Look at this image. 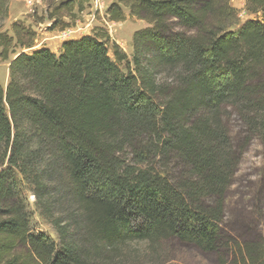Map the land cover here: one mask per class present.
<instances>
[{
    "label": "trees",
    "instance_id": "1",
    "mask_svg": "<svg viewBox=\"0 0 264 264\" xmlns=\"http://www.w3.org/2000/svg\"><path fill=\"white\" fill-rule=\"evenodd\" d=\"M51 1L47 17L60 31L90 2ZM230 1H112L109 21L128 10L146 22L131 60L100 29L63 41L58 53L42 47L10 59L0 83V264H139L128 245L156 253L172 237L218 252L238 163L224 108L264 146V0H246L262 19L242 24ZM12 31L0 32V60L34 45L30 27L14 22ZM22 182L57 244L32 230ZM225 246L218 264H264V237Z\"/></svg>",
    "mask_w": 264,
    "mask_h": 264
},
{
    "label": "rangeland",
    "instance_id": "2",
    "mask_svg": "<svg viewBox=\"0 0 264 264\" xmlns=\"http://www.w3.org/2000/svg\"><path fill=\"white\" fill-rule=\"evenodd\" d=\"M114 0H90L82 11L74 10L75 17L64 31L52 29V21L47 17L51 0H9L8 15L0 21V32L13 35L14 22L30 27L36 33L34 45L21 49L16 46L7 60H0V83L5 86L8 81V64L20 51L30 53L42 47L58 53L65 40L92 35L97 29L109 35L110 42H115L132 59V38L135 31L146 26V22L131 17L125 10L123 21H109L106 16L108 5ZM238 10L240 24L246 20H261L260 13H248L246 0H231ZM64 21H69L64 18ZM239 26V25H238ZM234 26L232 30L238 28ZM109 42V55L113 58ZM125 70V63H119ZM224 123L229 131L232 146L238 159L232 181L225 193L223 218L221 222V239L218 252H203L197 247L181 242L176 238L163 240L156 253L148 250L143 242L131 243L124 250L127 255L139 258V264H218L219 254H225L227 241L249 242L264 237V146L258 130L250 128L239 113L230 106L224 108ZM169 172L178 175L180 167H168ZM21 197L29 214L32 230L44 232L57 244L56 231L40 214L35 206V197L31 187L20 183ZM68 204L61 210L66 213Z\"/></svg>",
    "mask_w": 264,
    "mask_h": 264
},
{
    "label": "built area",
    "instance_id": "3",
    "mask_svg": "<svg viewBox=\"0 0 264 264\" xmlns=\"http://www.w3.org/2000/svg\"><path fill=\"white\" fill-rule=\"evenodd\" d=\"M64 31V30H63Z\"/></svg>",
    "mask_w": 264,
    "mask_h": 264
},
{
    "label": "water",
    "instance_id": "4",
    "mask_svg": "<svg viewBox=\"0 0 264 264\" xmlns=\"http://www.w3.org/2000/svg\"><path fill=\"white\" fill-rule=\"evenodd\" d=\"M5 88V87H4Z\"/></svg>",
    "mask_w": 264,
    "mask_h": 264
}]
</instances>
